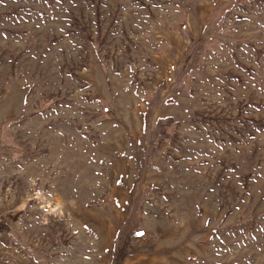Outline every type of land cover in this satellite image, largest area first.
Returning a JSON list of instances; mask_svg holds the SVG:
<instances>
[{"label": "rangeland", "instance_id": "obj_1", "mask_svg": "<svg viewBox=\"0 0 264 264\" xmlns=\"http://www.w3.org/2000/svg\"><path fill=\"white\" fill-rule=\"evenodd\" d=\"M0 264H264V0H0Z\"/></svg>", "mask_w": 264, "mask_h": 264}]
</instances>
